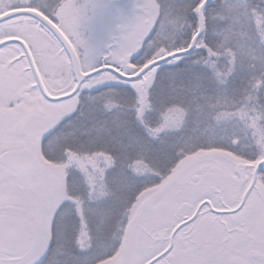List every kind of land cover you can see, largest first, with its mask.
Wrapping results in <instances>:
<instances>
[{
	"label": "rangeland",
	"instance_id": "374dc122",
	"mask_svg": "<svg viewBox=\"0 0 264 264\" xmlns=\"http://www.w3.org/2000/svg\"><path fill=\"white\" fill-rule=\"evenodd\" d=\"M142 1V11L147 6V13L134 17L137 31L131 33L127 38L125 37L126 40L124 38L122 42H119L116 49L107 43L109 35L114 36L115 22L114 15L109 14L106 10L103 0H66L60 13L57 14H51L41 4H39V8L45 13L50 12L52 18L71 40L77 51L83 72L88 73L104 65L119 69L123 74L129 76L137 72V68L128 69L127 67L130 65V57L142 49L147 39H152L147 46L150 48L151 45L153 48L148 51L144 65L159 58L161 54L158 53L164 52L167 55L188 47L198 29L197 11L203 2V0H193V7L186 13L187 9L189 10L186 5L177 8L175 5L179 0H169L170 6L168 7L167 3V8L165 7L162 13L159 0ZM29 4L34 5L36 2L33 0ZM21 5L16 0H0V15L19 9ZM210 10L208 24L213 18L212 21L217 25L216 29L211 28L213 36L217 38V45L210 46L206 37H203L192 54L166 65L176 67V61H180L181 66H198L204 71L208 70L210 74L212 73L211 76L216 78V82L225 86L237 66L241 68L246 64L249 65L247 70L249 68V72H252L259 82L250 88V97L243 98L244 101H229L225 96L216 99L217 112L211 115V119L209 117L205 124L206 127L204 126L196 132L201 135H195L190 140L175 136V142L169 138L185 128V112L182 109H173L168 112L166 119L161 123L158 109L162 107L161 105L167 106V104L158 105L160 97L156 94L154 98L153 95L151 96L157 111L145 113L137 111L131 123L140 125V128L149 134V140L152 142L155 143L158 138H161L170 143L169 145H174L176 148L175 159L171 165L163 166L162 170H169V172L161 181L158 180L156 185L135 195L132 207L126 216L129 220L137 214L147 200L154 197L176 176L190 170L192 165L197 162L218 170H236L240 165L255 166L264 159V0H218ZM142 18L149 24L141 29V23L144 21ZM224 22L226 23L224 24ZM154 31H156L155 34ZM9 38L21 39L26 42L40 78L51 96L65 95L74 88L75 82L69 58L59 42L45 27L29 17L9 20L0 24V41ZM121 61H125V63ZM151 79L152 76L148 73L143 82L140 80L130 83L131 88L136 89V92H133L134 97L144 90L146 82ZM128 84L109 73H102L88 79L71 99L56 103L49 102L40 93L23 49L16 44L0 49V153L5 148H21L29 142L34 145L38 156V165L32 175V183L35 184L33 186H39V191L46 200V218L51 234L49 245L52 242L53 232L51 224L57 209L61 210L65 204H69L68 210L73 212H79L80 209L92 212L87 205V198L100 201L97 197L102 191V187L97 184L96 195H92V189L86 185L84 178L80 175L82 195L69 197L68 179L75 175L74 172L80 174L77 168L83 167L85 161H82L81 157L84 156L86 159L87 153L81 149L82 146L76 147L78 149L74 150L75 152H69L68 147L74 141L70 143L65 140L62 143V148H58V145L55 146L57 150L53 148L55 152L52 156L59 157L61 164L52 163L42 154V141L69 116L78 111L86 93L98 90L103 86L128 87ZM152 89L148 91L152 93ZM241 102L243 103L241 104ZM104 103H106L107 109L112 108V102ZM126 107L134 109L129 104H126ZM229 123L233 126L228 127ZM236 124L241 127L237 128V135L242 137H236V128L234 127ZM222 125L228 128H224ZM215 128L220 130V133ZM230 132L233 137H227ZM235 138L242 140L244 150H241V155L243 157L229 151V148L224 149L225 145L231 146L230 141ZM234 144L236 145V143ZM86 147L90 149L87 151L88 153L100 155L94 146ZM248 147H250V152L246 151ZM163 151L170 156L169 148L167 150L163 147ZM248 153L249 156L246 158ZM142 155L144 154L140 151L135 156ZM76 161H80L76 167H69ZM154 170L157 169L151 164L138 162L133 165L131 174L143 178L144 184H151L153 183L151 173ZM101 179L107 187L109 195L111 190L109 176L106 179L101 177ZM259 186L262 193L264 185L260 183ZM18 187L12 178L0 170L1 198L10 201L22 200L21 198H24L25 195ZM69 199L71 204L68 203ZM61 213V219L58 217L60 221L65 218L66 210ZM80 223L82 224L81 229L86 230V222L81 220ZM59 231L60 227L57 228L58 236L60 235ZM61 232L62 234L66 233L64 228ZM64 240L62 236L57 238L56 246L57 244L61 247L64 246ZM103 243L106 244L102 241L97 244L98 247L102 249ZM78 244L81 247V252L91 251L89 249L91 244L86 242Z\"/></svg>",
	"mask_w": 264,
	"mask_h": 264
},
{
	"label": "trees",
	"instance_id": "16d2710c",
	"mask_svg": "<svg viewBox=\"0 0 264 264\" xmlns=\"http://www.w3.org/2000/svg\"><path fill=\"white\" fill-rule=\"evenodd\" d=\"M168 1L169 0H159L162 13L164 12L165 7L167 8V6H170ZM192 2L193 0H179L176 2L175 7L179 8L181 5H186L187 8H189V10L187 9L186 11L187 13L193 7ZM217 2L218 0L212 2L205 15L206 30L203 37H206L210 46L217 45V38L216 36H213L211 32V28L216 29L217 25L212 21L214 20L213 18L212 20L210 19L211 21L208 24L210 9ZM218 15L221 16L222 14ZM225 23L226 22H224V24ZM226 26L227 24L225 27ZM221 28L218 29L221 30ZM155 32L156 31H154V34ZM203 37L200 40H202ZM151 40L152 39H149L145 48L148 47L147 45L150 44ZM152 48L153 46L150 45L149 49L151 50ZM145 62V58L140 55L136 59L134 65L143 66ZM248 66L249 65L246 64L241 66V68L237 66L232 77H230L228 84L225 86H221L216 82V78H213L214 76H211L212 73L210 74L208 70L205 69L204 71L198 66H162L165 71L156 78V84L152 89L153 98L160 87L161 79H166L169 90L173 93L177 102L184 105L182 110L186 114L185 128L169 139L175 142V136L190 140L195 135H201L196 134V132L200 131L205 126L209 117L211 119V115H214L217 112L216 99L218 100L222 96H225L229 101H244L243 98L248 99L250 97V88L259 82L257 77L252 74V72H249V68L247 70ZM251 68L250 65V70ZM133 94L134 93L126 86H103L98 90L88 92L83 96L78 111L72 115L73 118L65 120L50 135L43 139L41 145L42 154L45 159L48 158L52 163L61 164V160L58 159L59 157L56 155L52 156L55 152L53 151V148L57 150L55 147L57 145L58 148H62V143L65 140H68L70 143L74 141V143L68 147L69 152L71 153L72 151L75 152L74 150L77 151L78 148L76 149V147L81 146V149L88 153L87 151L90 149L86 146H94V149L97 150L101 147H107L112 144H122L129 148V154L135 161L134 164L145 162L151 164L152 167L157 169L151 173V181L153 182L151 184H144L145 181L143 182V178H139L140 176L135 177L136 190L134 193H117L112 184V176L109 174V188L111 190L110 194L106 197V200L111 203V207L107 209V214L104 217H98L99 214L97 212L101 201H94L87 198V205L92 210L93 214L86 209H80L79 212H73L72 210H68L70 205L65 204L64 207L61 208L58 216L61 219V212L66 210L65 218L62 221H60L58 217L56 218V227L52 232L51 251L48 253L47 264H96L97 261H102L107 256L110 248L115 245L121 230V222L131 209L135 195H138L140 192L156 185L159 182L158 180L161 181V179L169 172V170H162V168L163 166L166 167L173 163L176 148L174 145H169L170 143L165 139L158 138L155 143L152 142L149 140V134H146V132L140 128V125L131 123L132 118L137 111L132 108L127 109L126 104H132V101L135 99ZM106 101L112 102V108H108L109 110L105 107L106 103L104 102ZM174 102L175 101L171 99L162 100L160 98V103L158 105ZM242 103L243 102H241V104ZM229 126L232 127L233 124L229 123L228 127ZM222 127L228 128L223 125ZM234 127L236 128V137H242L241 135H237V128L241 127H239L238 124ZM215 130L220 133V130H217L216 128ZM228 136L233 137L232 132L228 133L227 137ZM134 142L136 144L133 145L132 143ZM230 142L232 143L231 146L229 145L228 147L225 145L224 149L227 150L229 148V151L234 154L237 153V155L243 157V155H241V150H244L242 140L240 138H235ZM149 143L159 150L157 156H152L142 149L141 144L144 145ZM234 143H236V145ZM98 145L100 146L97 147ZM163 147L167 150L169 148L171 151L170 156L164 153ZM49 151L51 152L49 153ZM140 151L143 152L144 155L136 157L135 155ZM246 151L250 152V147H248ZM248 156L249 153L246 158H248ZM74 174L75 175L72 178L70 177L67 182L69 197L82 195L80 174H76L75 172ZM74 180L78 181V185L74 186ZM68 203L71 204L70 199ZM81 220L86 222V230L81 229ZM58 227H60L59 236L57 233ZM63 228L66 233L62 234L61 231ZM61 236L65 239L64 246L62 245L61 247L59 244L56 246L55 240L61 238ZM84 239H86V241H84ZM102 241L106 242V244L103 243V248L101 249L97 244H100ZM79 242L91 244L89 247L91 251L81 252V247L78 244Z\"/></svg>",
	"mask_w": 264,
	"mask_h": 264
},
{
	"label": "flooded vegetation",
	"instance_id": "af4514ba",
	"mask_svg": "<svg viewBox=\"0 0 264 264\" xmlns=\"http://www.w3.org/2000/svg\"><path fill=\"white\" fill-rule=\"evenodd\" d=\"M31 1L19 2V9L37 11L62 30L51 14L60 13L66 0H35L30 5ZM39 4L51 14L41 11ZM114 22L113 29L115 16ZM148 24L144 20L141 29ZM148 41L137 51L143 58L150 50L145 48ZM135 62L129 61L128 69L143 67ZM263 169L254 173L193 164L147 200L132 219H123L103 264H264V190L261 193L259 186L264 185Z\"/></svg>",
	"mask_w": 264,
	"mask_h": 264
},
{
	"label": "water",
	"instance_id": "95a60500",
	"mask_svg": "<svg viewBox=\"0 0 264 264\" xmlns=\"http://www.w3.org/2000/svg\"><path fill=\"white\" fill-rule=\"evenodd\" d=\"M25 2L26 0H16ZM107 0V6L116 15L118 27L114 36H110V47H116L119 42L124 40V34L132 29V18L128 14V9L139 3V0ZM213 0H203L197 11L198 29L192 38L189 46L180 51L162 56L142 67L134 75H125L119 70L101 66L91 72L85 73L81 69L78 54L64 33L49 19L34 10L18 9L0 15V24L20 18L29 17L42 24L59 42L64 52L69 58L72 75L75 86L67 94L61 96H51L36 69L30 51L24 41L16 38H9L0 41V49L7 45L16 44L20 46L29 62L30 69L40 90L42 96L49 102H60L74 97L82 84L88 79L102 73H110L123 82L133 83L138 81L148 72L153 76L157 68L173 60L186 57L193 53L197 43L205 31V14ZM138 11L136 7L134 9ZM110 50V49H109ZM166 61L164 64L159 62ZM151 65H155L149 71ZM143 73V75H141ZM38 165V156L35 147L30 142L21 148H5L0 154V170L8 177L12 178L19 186L18 189L25 195L20 201L5 200L0 197V264H33L48 247L50 240V229L47 223V204L46 200L39 191V186L32 183V175ZM264 168V159L259 161L255 166H238L236 170L252 169L254 173ZM18 190V191H19ZM38 191V192H37Z\"/></svg>",
	"mask_w": 264,
	"mask_h": 264
},
{
	"label": "snow or ice",
	"instance_id": "6c2138e0",
	"mask_svg": "<svg viewBox=\"0 0 264 264\" xmlns=\"http://www.w3.org/2000/svg\"><path fill=\"white\" fill-rule=\"evenodd\" d=\"M139 56V52L135 53L132 57H130V62H135L137 57ZM160 64L166 63V61L159 62ZM180 61H176V67L180 66ZM155 65H151L149 69L145 71H149ZM164 68H157V72L153 75L152 79L146 82L144 90L139 92L135 99L132 101L131 107H133L136 111L140 113L145 112H156L157 108L155 107L151 96L152 93L148 90L152 89L156 84L157 76H160L164 73ZM143 75V73L141 74ZM135 79L139 80L140 76H137ZM128 88L132 92H136V89L131 88V84H128ZM156 95H158L162 100L171 99L174 100V103L167 104V106H163L158 109V114L161 117V123L166 119L169 111L173 109H182V105L177 102L176 98H174L173 93L169 90V86L166 79H161L160 87L156 91ZM72 116H69L68 119H72ZM142 149L152 155H158V149H156L153 145L144 144L141 146ZM100 155H95L92 152L86 154V159L84 156L81 157L83 163V167L77 168V171L80 172V175L84 178L86 185H88L92 189V195H96L95 187L97 184H100L102 187V191L99 193L97 199L101 201L100 207L97 209L98 214L101 217L106 216L107 209L111 207V203L104 199L108 195V189L104 185L103 178H107L109 174L112 176V184L117 193L120 192H128L134 193L135 188V176L132 175L133 165L135 163L134 159L131 158L129 154V148L120 144H112L107 147H101L96 150ZM80 161H76L74 164L69 165V167H76ZM67 179V174H66ZM74 186L78 185V181H73ZM60 209H57V212L53 215V221L51 224V229L54 231L56 227V218L59 216ZM51 251V244L48 248L45 249V252L42 256L36 261V264H47L48 261V253ZM105 260L107 257L104 258ZM97 264H103L102 261H97Z\"/></svg>",
	"mask_w": 264,
	"mask_h": 264
}]
</instances>
